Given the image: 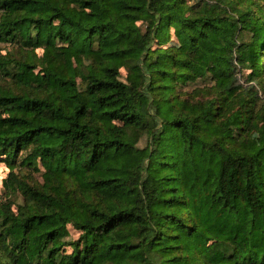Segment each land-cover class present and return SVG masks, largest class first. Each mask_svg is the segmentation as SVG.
Listing matches in <instances>:
<instances>
[{"label": "trees", "instance_id": "1", "mask_svg": "<svg viewBox=\"0 0 264 264\" xmlns=\"http://www.w3.org/2000/svg\"><path fill=\"white\" fill-rule=\"evenodd\" d=\"M0 161V264H264V0H0Z\"/></svg>", "mask_w": 264, "mask_h": 264}, {"label": "rangeland", "instance_id": "2", "mask_svg": "<svg viewBox=\"0 0 264 264\" xmlns=\"http://www.w3.org/2000/svg\"><path fill=\"white\" fill-rule=\"evenodd\" d=\"M2 52L4 53V51H2ZM36 53L39 55L40 51H36ZM246 73L247 72H242L241 75H243V77H244L246 75ZM121 74L124 75V72L121 71ZM242 81H243V79H241V82ZM7 173H8V168L6 167V165L2 161H0V193L2 192V187H1L2 180L6 177ZM70 232H71L72 238H75L76 233L73 232L72 230H70Z\"/></svg>", "mask_w": 264, "mask_h": 264}]
</instances>
